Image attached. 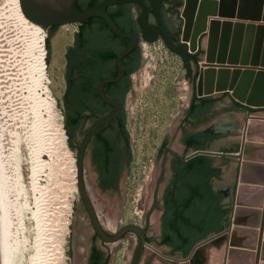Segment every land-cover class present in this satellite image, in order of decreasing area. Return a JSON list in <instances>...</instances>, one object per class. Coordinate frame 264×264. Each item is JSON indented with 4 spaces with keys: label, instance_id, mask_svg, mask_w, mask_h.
I'll return each instance as SVG.
<instances>
[{
    "label": "rangeland",
    "instance_id": "obj_1",
    "mask_svg": "<svg viewBox=\"0 0 264 264\" xmlns=\"http://www.w3.org/2000/svg\"><path fill=\"white\" fill-rule=\"evenodd\" d=\"M219 4L220 0H193L192 24L196 23L199 35L201 33L199 49L195 53L200 49L204 51L199 55L201 63L205 60L208 47L209 22L217 16ZM181 19L184 25L186 19ZM45 31L47 68L43 73L38 64L30 28L20 19L11 0L0 2V117L9 137L7 185L8 193L11 192L13 199L8 194V201L10 211L15 208L12 213L10 212V218L19 246L15 264H85L91 243V229L83 220L82 209L79 208L77 211L79 199L75 201L73 215L69 218L70 233H65L62 228L63 217L59 211L62 209L61 203L64 201L62 197L65 194L62 185L67 182L62 179L63 174L57 173L60 172L57 168L62 160H57L58 165V162L53 160L54 156L51 157L44 150L39 151L43 152L37 155L44 164H38L39 169L36 171L41 176L38 175L40 178L38 177L39 180L36 182L32 177L33 163L30 162L32 152L30 150L35 148L36 141L42 140L43 146L47 144L46 141L57 142L59 113L62 115L58 99L60 82L51 67L52 47L54 46L57 52V42L52 41V49L49 50L47 43L49 30ZM67 31V28L60 31L61 42L67 39ZM148 48V56L145 54L143 56V69L132 76L133 92L129 96L132 165L129 166L128 176L122 188V199L126 208L120 214V219L124 224L143 223L142 217L151 207L158 180L163 174L166 178L172 175L169 164L166 165L165 171L163 168L165 156L162 152L165 141L168 148L180 154H189L184 152L182 145V127L189 113L192 98L197 95V85L190 80L191 76L182 57L169 50L162 38ZM229 66L221 65L222 68ZM192 67L193 72L199 71L196 64ZM53 100L56 102V108L50 105ZM227 112L224 106L218 107L217 104H213L199 115L200 125L196 129L219 133L228 129L229 137L209 141V147L212 149L208 150L232 149L241 144L246 121H231ZM257 115H264V109ZM187 127L190 131L194 130L189 125ZM239 140L240 143L237 142ZM67 143L75 157L68 139ZM238 162L240 163L234 159L225 161L221 157L212 158V164L224 166L221 176L210 184L223 194L221 197L224 222L217 234L214 233L205 243L195 248L193 253L190 252L188 256L192 262L181 263L178 257L165 258L161 253L168 249L149 246L140 264H208V262L210 264V252L217 246H223L225 252L219 264H226L230 246L231 214L239 183ZM50 170L57 175H52L53 172ZM20 174L22 175L19 179ZM56 176L60 177H57L59 180H56ZM51 181L54 183L51 187L54 189L55 186L57 192L50 187ZM59 194L62 195L61 198ZM113 213L116 215L115 210ZM112 247L109 264H130L135 249L132 238L124 240L117 246L113 244Z\"/></svg>",
    "mask_w": 264,
    "mask_h": 264
},
{
    "label": "flooded vegetation",
    "instance_id": "obj_2",
    "mask_svg": "<svg viewBox=\"0 0 264 264\" xmlns=\"http://www.w3.org/2000/svg\"><path fill=\"white\" fill-rule=\"evenodd\" d=\"M104 1L77 0V7L83 12L100 6ZM144 2L149 8L148 24L160 25L174 36L175 43H180L184 30L182 19L179 18L183 0H162L156 4L157 13L150 0ZM107 13L122 32L136 37V44L122 60L125 66L123 77L116 82L103 83L102 86L104 79L118 75L117 57L131 45L133 38L118 36L101 17L48 28L50 49L53 40L59 39L61 43L58 99L68 142L75 153L76 161L78 152L84 150V189L95 218L109 239L125 226H139L145 232L141 262L146 248L153 246L168 249L161 253L165 258L178 257L181 263H191L190 259L187 262L182 260L188 259L190 252L193 253L195 248L205 243L210 234H217L215 229L224 222L222 192L211 186V192H208L209 185L221 176L224 166L211 164L213 170L220 172L208 178L203 174L201 166L192 169L190 163L194 157L183 161L195 150H208L210 140L207 137L210 133L196 129L200 125L199 115L206 110L202 103L198 104L202 107H197L196 115L192 116L189 112L183 123L181 141L184 152L189 154H180L168 148L165 141L162 152L165 156L163 168L165 171L169 164L172 175L166 178L163 174L158 180L151 207L142 217L143 223L124 224L120 219V214L126 208L122 199V188L132 159L131 120L127 98L133 92L132 76L137 72L139 64H142L144 56V34L140 24L143 8L139 0L114 1L107 6ZM62 28H67L68 31L67 39L61 42ZM184 36L186 37V29ZM196 54L191 52L192 66L196 63ZM106 118L109 119L104 121ZM187 125L194 130L190 131ZM221 158L225 161L229 159ZM78 192L80 196V191ZM79 196L77 211L82 209L83 220L91 229V243L85 264H109L113 244L117 246L129 238L135 242L133 261L141 234L129 230L116 241L103 240ZM109 223L111 228L107 227Z\"/></svg>",
    "mask_w": 264,
    "mask_h": 264
},
{
    "label": "water",
    "instance_id": "obj_3",
    "mask_svg": "<svg viewBox=\"0 0 264 264\" xmlns=\"http://www.w3.org/2000/svg\"><path fill=\"white\" fill-rule=\"evenodd\" d=\"M123 2L133 0H105L100 6H95L81 12L77 7V0H20L23 15L27 16L34 23L42 26L44 29H48L51 26H65L76 22H86L91 17H101L105 19L109 27L120 37L133 38L131 45L123 50L118 55L119 73L115 77H108L101 83L116 82L120 80L125 72V66L123 64V58L135 47L136 37L130 33L122 32L114 20L107 13V6L112 2ZM153 4V10L156 11V4L162 0H150ZM256 2V6L253 10H250V4ZM239 2V3H238ZM238 3V6H236ZM263 0H220L219 11L217 13L218 18H212L209 22L208 31V47L206 52L205 60L201 63L200 58L197 62L199 67V74L197 79V94L199 96L212 95L214 92H225L229 89L235 88L232 96L242 103L247 102V106H250V114L245 122V131L243 135V142L238 152H219L213 150H195L183 161L198 155H206L211 157H223L229 159H236L240 161L239 167V183L236 189L235 203L233 206V212L231 214V237L229 251V261L233 259V254L240 253L237 249L232 247H243L246 248L252 242L257 243V253L255 260L252 261L254 264H261V255L264 252V202L262 206L261 218L258 217V211L249 209L251 206L244 196L245 183L249 181L251 173V167L254 170L258 167L263 169L261 163H257L259 159L264 155V117H257L262 115H256L264 105V71L257 73L254 69H245L243 72L240 68L232 71L231 65H248L251 63L256 66L262 64L264 67V56L262 62L260 60V46L261 41L264 37V24L256 25L255 23H244V22H233L230 18H237L239 20H253L259 21L262 18L261 7ZM139 4L143 8V13L140 17V24L143 29L144 41L155 42L163 39L166 46L173 53L180 55L184 61L185 67L192 75L190 55L192 51L190 45L184 41L185 25L182 35V41L175 43L174 36L164 30L160 25L148 24V13L149 8L145 4L144 0H139ZM186 7V0H183V5L180 10L184 11ZM157 13V11H156ZM184 15V13H183ZM185 17V16H184ZM221 18H224L221 19ZM200 35L198 36L200 38ZM257 38L256 47L253 55L251 54L254 45V38ZM198 38V39H199ZM244 50L241 55L242 43L244 42ZM218 63V65H215ZM229 64V67L222 68L221 65L225 66ZM208 66L209 69H204ZM219 66V69H217ZM143 69V58L142 64L138 68L137 72ZM136 72V73H137ZM135 73V74H136ZM134 75V74H133ZM256 76V81L251 87V80ZM240 79V80H239ZM203 87L205 88L206 94L203 93ZM129 108V97L127 98ZM255 106V107H252ZM111 118V117H110ZM252 118V119H250ZM260 118V119H256ZM109 118L104 119V121ZM250 120V121H249ZM88 137L86 138V140ZM255 139L260 141L259 144L255 143ZM8 145L9 137L3 125L0 117V264H3V248H4V228H5V207H6V187H7V166H8ZM84 150L81 149L78 152V188L80 196L87 207L92 220L95 223L98 234L105 241L112 240L116 241L120 239L127 231L135 230L141 234V241L138 245L136 255L130 264H139L141 262L144 246H145V232L139 226L128 225L123 227L113 238H108L106 233L103 231L99 223L97 222L93 213L92 207L89 203L87 194L84 189L82 180V157ZM130 165H132V160ZM259 170V171H260ZM258 171V170H257ZM262 171V170H261ZM258 177H262L261 180L264 182V173H258ZM246 226L259 227L260 232L257 240L256 235H244L241 236L242 232H247ZM255 234V233H254ZM256 236V237H255ZM245 253V252H244ZM191 260L183 259V262ZM229 263V262H228Z\"/></svg>",
    "mask_w": 264,
    "mask_h": 264
},
{
    "label": "crops",
    "instance_id": "obj_4",
    "mask_svg": "<svg viewBox=\"0 0 264 264\" xmlns=\"http://www.w3.org/2000/svg\"><path fill=\"white\" fill-rule=\"evenodd\" d=\"M206 1H209V0H206ZM238 3H237L236 6H238ZM255 6H256V2L254 1L249 6L250 10H253ZM193 9H194L193 0H186L185 13L183 15L182 10H180L179 18H183L184 20L186 19V26H185L186 37H185V40L190 45V49L192 51L195 50V52H196L199 49V42H198L199 41V39H198L199 38L198 37L199 36V32H198V29H196V27H195V25H197V24L196 23L192 24V21H194V19H193V15H194ZM261 9H262L261 10V15H262V18H263L264 17V0H263ZM213 18L220 19L219 16H214ZM221 19H223V18H221ZM230 20L233 21L234 23L235 22H244V23H255L256 25L264 24V19H261L259 21H253V20H239L237 18H230ZM58 41H59V39H55V43L57 42V48H58L59 51L57 50V52H56V50H54V46H53L52 47L53 48L52 49V54H51V67H52L53 71L57 74V76L59 74V68L61 66V55H60L61 54L60 53V51H61V43H59L60 41L59 42ZM257 41L258 40L255 37L254 38L253 50L251 52L252 55L254 53V50H255V47H256L255 44H256ZM58 43H59V45H58ZM244 43H245V38H244V42L242 43V48L240 50L241 51L240 52L241 55H242L243 50H244ZM143 53H144V50H143ZM260 53L261 54L259 56H260V60L262 62V59H263V56H264V37H263V40L261 41ZM199 58H200V56H199ZM215 65H218V63H215ZM259 65H256V66H259V68H261V70L254 69L253 67H255V66L252 65L251 63H249L247 66L246 65H241V64L231 65L232 68H230V69L232 71H235L236 69L240 68V66H242L243 69H241V70L243 72L245 69H248L250 67V69H254L257 73H259V71H264V67L262 66V64H259ZM255 81H256V76L251 80V83L249 85L250 90H251V87H253ZM234 91H235V89H234ZM234 91H230V90L229 91H225V92H216L215 91L214 94H212V95L199 96L197 94V96L199 98H204L205 100L214 101V104H217L218 107H223L224 106L226 111H228L227 114L229 113V115H230V117L228 118L229 120H231V121L238 120V121L244 122V121L247 120V117L250 115V106H247L245 103H242L239 100H237L236 98H234L232 96ZM200 103H201V100H197L196 101L197 105L200 104ZM222 129H223V126H222ZM209 133H210V135H212L214 137L213 139H210V142L211 141H216V140H218L220 138H222L224 140V137H226V136L229 137L228 129L226 130V132L225 131H221L219 133L217 131H214V132L212 131V132H209ZM242 137H243V135H242ZM255 140H257V141H255V143L259 144L258 141H260V140H258V139H255ZM262 140H263V144H264V138ZM237 142L240 143V140L237 141ZM242 142H243V140L241 139V144H238L237 147H234L232 149H220V151H222V152H231V153L238 152L240 150ZM209 144L210 143L208 142L207 149H212V148L209 147ZM234 160H236V159H234ZM257 163H261L263 165V169H261L262 170L261 171L259 169L260 167H258V168L255 169V171H253L254 167H251V173L250 174L252 176H250L249 181L247 183H245V185H246L245 189L246 190L244 192V196L247 199V202L251 205V206H246V207H249V209L254 210L256 212L258 211L259 212V213H257L258 217L261 218V214H262L261 213L262 212V206L261 205H263V202H264V182L261 180L262 177H258V173H261V172L264 173V155L262 156L261 159H259L257 161ZM238 169H239V167H238ZM222 221H224L223 220V216H222ZM221 225H223V222H221ZM221 225H219L218 228L215 229L214 232L218 233V231H220L221 228L223 227ZM245 228H246L247 232H245V231L242 232L241 233L242 237L244 235H247V234L251 235V236L252 235H256L257 236V240H258V236H259V232H260V228L259 227L246 226ZM209 232H211V230H209ZM212 235H213V233L210 234L209 236H212ZM249 243L250 244L246 248H243V247H232V248L237 249V251H239L240 253H238L237 255H236V253H234L233 256H232L233 259L231 260V262L229 261V251L231 249V246H229L228 247V252H227V258H226V264H254V262L252 263V261L255 260V255L257 253L256 252L257 243H255V244H252V242H249ZM263 243H264V239H263ZM213 250H211L210 255H212ZM224 253L225 252H223V254H220V256L217 258L218 259L217 260V264H219L218 261L222 259V257L224 256ZM263 255H264V252H263ZM260 263L264 264V256H262V255H261ZM208 264H209V262H208Z\"/></svg>",
    "mask_w": 264,
    "mask_h": 264
},
{
    "label": "bare ground",
    "instance_id": "obj_5",
    "mask_svg": "<svg viewBox=\"0 0 264 264\" xmlns=\"http://www.w3.org/2000/svg\"><path fill=\"white\" fill-rule=\"evenodd\" d=\"M1 1H5V0H0ZM12 3H13V6H14V9L16 11V13L18 14V16L20 17V19L22 21H24V23L30 28V31L32 33V40H33V44H34V48L36 50V54H37V60H38V64H39V67L41 68V70L43 71V73L46 72V68H47V64H46V60H45V55H46V46H45V36L47 35V31H45V29L34 23L33 21H31L27 16L23 15V12H22V8H21V4H20V0H11ZM61 53V51H60ZM61 55V54H60ZM247 66V65H246ZM260 66V65H259ZM259 66H255L253 67L254 69L256 70H261V68H259ZM250 68V67H249ZM204 69H209L208 66H205ZM240 69H243V67H240ZM235 88H233L232 91H234ZM231 90V89H229ZM203 93L206 94V91H205V88L203 87ZM246 104L247 102L244 101ZM53 106V108H56V102L53 100V102H51V104ZM252 107H255V106H252ZM264 108V105L263 107ZM51 109V108H50ZM257 115V114H256ZM257 117H264V115L262 116H257ZM59 118H60V123L58 125V133H59V136H58V139H57V142L56 141H53L52 143H48L45 144L44 146L42 145V140H40L39 142L36 141V144L37 145H34L35 148L33 147V150H30L32 151L31 152V161L33 163V174H32V177H33V180L36 182V180L38 179V175H40L38 173V171H36L38 168V164H44L43 161H41V158L38 157V153L39 151H43L44 152H48L51 157H55L53 160H62L59 165V162L57 163L59 165V169L58 171L60 172H57L59 175L63 174V178L64 181L66 182V184L64 183L63 186V191L65 194H63V197L64 198V201L61 203L62 205V209L61 211L59 212H62V222H63V225H62V228L64 230V232H69V218H70V215L72 214V199L74 197V194L75 192L79 191V188H78V167H77V161L73 155H72V152L71 150L69 149L68 147V143H67V135L65 133V129L63 127V115H61L59 113ZM252 119V118H250ZM256 119H260V118H256ZM250 121V120H249ZM56 132V131H55ZM48 134V133H47ZM41 137V135H39ZM42 139V138H41ZM47 139V138H46ZM49 139V138H48ZM52 139V138H50ZM39 140V138H38ZM43 140H45L43 138ZM53 140V139H52ZM44 142V141H43ZM45 152V153H46ZM43 152H40L39 154H41ZM74 154V153H73ZM41 157V156H40ZM30 158V157H29ZM52 160V161H53ZM31 163V164H32ZM54 163V162H53ZM52 164V163H50ZM51 166V165H50ZM54 168L56 166H53ZM53 168V169H54ZM51 169V168H50ZM51 171V170H50ZM56 171V170H55ZM53 172V171H51ZM57 173L55 174V172L51 173L52 175H57ZM21 175L20 174V177L19 179L21 178ZM8 176V175H7ZM41 176V175H40ZM49 177V176H48ZM57 177L59 176H56V180H59L57 179ZM40 178V177H39ZM52 177H50L51 179ZM60 178V177H59ZM18 179V180H19ZM53 179V178H52ZM9 179H7V182H8ZM39 180V179H38ZM54 181V180H53ZM33 182V181H32ZM38 182V181H37ZM52 182V181H51ZM56 182V181H55ZM57 183V182H56ZM61 183V182H60ZM9 184V183H8ZM49 184V183H48ZM53 182L52 184L50 185L53 186ZM59 184V183H58ZM56 185V184H55ZM60 185H58V187H60ZM49 187V186H48ZM11 188V187H10ZM52 188V187H51ZM57 188V186H56ZM48 189V188H46ZM50 189V188H49ZM53 189V188H52ZM66 189V190H65ZM51 190V189H50ZM47 191L48 192H50ZM54 191H56L55 189V186H54ZM51 191L52 193L54 191ZM61 191V190H60ZM57 192V191H56ZM11 193V192H10ZM8 185L6 187V207H5V228H4V248H3V264H15L16 263V255H17V252L19 251V246H18V240L16 239V232L12 230V223H11V218H10V212L12 213V211L15 209L13 206V210L10 211V205H9V201H8ZM60 193V192H59ZM49 194V193H48ZM55 194H58V193H55ZM11 195V194H10ZM51 195H54V194H51ZM50 195V196H51ZM61 194H59L60 196ZM55 196V195H54ZM62 196V195H61ZM61 196L59 198H61ZM10 197V196H9ZM80 197V196H79ZM11 198H12V195H11ZM11 198H9V200H11ZM52 199V196L50 197ZM54 198V197H53ZM56 198V197H55ZM13 199V198H12ZM57 202H58V199L56 198ZM61 200V199H60ZM12 202V200L10 201ZM13 203V202H12ZM60 203V202H59ZM54 204H57V203H54ZM60 206V205H59ZM11 207V209H12ZM49 207V206H48ZM58 207V206H57ZM59 210V207L57 208V211ZM56 211V212H57ZM58 212V213H59ZM49 213V212H48ZM14 214H12L13 216ZM52 216V215H51ZM14 217V216H13ZM60 217H61V214H60ZM14 219V218H13ZM60 220V219H59ZM14 221V220H13ZM58 223V222H57ZM15 226V223H13ZM111 223L107 224V227L108 228H111ZM113 228V227H112ZM57 230V228H56ZM53 231V230H52ZM264 239V238H263ZM231 246V245H230ZM63 252V251H62ZM224 250H223V246L222 247H216L211 255V260H210V264H217V258L220 256V254H223ZM62 254V253H61ZM60 256V255H59ZM222 260V259H221ZM220 260V261H221ZM223 262V261H222ZM219 263V261H218Z\"/></svg>",
    "mask_w": 264,
    "mask_h": 264
},
{
    "label": "trees",
    "instance_id": "obj_6",
    "mask_svg": "<svg viewBox=\"0 0 264 264\" xmlns=\"http://www.w3.org/2000/svg\"><path fill=\"white\" fill-rule=\"evenodd\" d=\"M47 43H48V46H49V50H50V35L47 39ZM202 53H204V51L202 49H200V51L196 54L195 58V62L197 63L199 61V55H201ZM195 63V64H196ZM141 64H139L138 67H140ZM191 72H192V75L190 77V80H192L193 83H197V79H198V74H199V71H195L193 72V67L191 65ZM197 100H201V103L203 104L202 106H204L205 110L209 109V107L211 105L214 104V101H210V100H205L204 98H199L196 94L193 96L192 98V101H191V106H190V109H189V112L190 114L193 116V115H196L197 111V107H202V106H198L196 104V101ZM214 138L212 135H208L207 137V140H210ZM195 143V142H193ZM211 164H212V160H211V157L210 156H206V155H198L196 157H194L192 160H191V167L192 169H195L196 167H199L201 166L202 169H203V174L210 178L211 176L215 175V173H219L220 170H213L211 168ZM217 171V172H216ZM208 192H211V189H210V185L208 187ZM223 214V213H222Z\"/></svg>",
    "mask_w": 264,
    "mask_h": 264
},
{
    "label": "built area",
    "instance_id": "obj_7",
    "mask_svg": "<svg viewBox=\"0 0 264 264\" xmlns=\"http://www.w3.org/2000/svg\"><path fill=\"white\" fill-rule=\"evenodd\" d=\"M153 44H156V41L155 42H148L147 43V41H143V50H144V54L146 55V56H148V54H149V51H148V46L149 45H153ZM146 48V49H145ZM78 196H79V192L77 191V192H75V194H74V197H73V199H72V208L74 207V205H75V201H77L78 200ZM73 210L74 209H72V214H71V216L73 215ZM70 233V230H69V232L67 233V234H69Z\"/></svg>",
    "mask_w": 264,
    "mask_h": 264
}]
</instances>
